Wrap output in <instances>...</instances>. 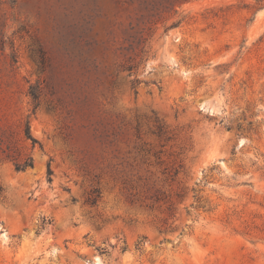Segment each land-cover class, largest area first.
<instances>
[{
	"label": "rangeland",
	"instance_id": "1",
	"mask_svg": "<svg viewBox=\"0 0 264 264\" xmlns=\"http://www.w3.org/2000/svg\"><path fill=\"white\" fill-rule=\"evenodd\" d=\"M130 2L0 0V264H264V5Z\"/></svg>",
	"mask_w": 264,
	"mask_h": 264
},
{
	"label": "trees",
	"instance_id": "2",
	"mask_svg": "<svg viewBox=\"0 0 264 264\" xmlns=\"http://www.w3.org/2000/svg\"><path fill=\"white\" fill-rule=\"evenodd\" d=\"M132 3L138 4V13H139V19L142 20H149L153 17L155 12H167V11H175L177 7H180L183 4L193 2V1H199V0H130ZM231 2H239V3H249L252 2L256 5L263 6L264 0H229ZM152 20L149 22L151 23ZM144 41H141L139 44H136L138 47L143 44ZM137 47V48H138ZM29 95L31 96L32 102L34 104L33 109H36L39 105V90L37 86H30L29 87ZM162 128L159 127V131H161ZM24 134L25 137L29 140H31L32 144L37 143L36 139H34L30 134V128L28 123L25 124L24 128ZM2 139L0 138V162L3 160H11L13 161L14 168L17 171L25 170L28 167L33 166V161L31 157H26L25 159L21 161H16L15 158H12L11 152L12 148L10 145H7L5 148L2 147ZM48 174H50V170L48 169ZM3 193V188L0 185V195ZM100 196V191L98 189H95L93 191V196L90 199L91 204H95Z\"/></svg>",
	"mask_w": 264,
	"mask_h": 264
}]
</instances>
